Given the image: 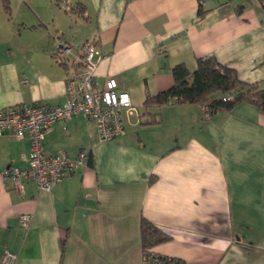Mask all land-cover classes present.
<instances>
[{"label": "crops", "instance_id": "obj_1", "mask_svg": "<svg viewBox=\"0 0 264 264\" xmlns=\"http://www.w3.org/2000/svg\"><path fill=\"white\" fill-rule=\"evenodd\" d=\"M30 23L0 21V109L66 99L73 68L58 43L93 41L96 81L129 95L123 133L101 141L82 115L45 134L47 155L83 167L49 192L5 181L25 168L28 138L0 136V258L14 264H143L140 222L169 240L154 254L183 264H264V116L247 103L204 115L197 104L144 109L173 85L171 69L212 57L264 90V3L257 0H30ZM239 7L243 9L237 11ZM198 11L203 12L198 16ZM153 181L150 182V179ZM30 217L27 227L20 224Z\"/></svg>", "mask_w": 264, "mask_h": 264}, {"label": "built area", "instance_id": "obj_2", "mask_svg": "<svg viewBox=\"0 0 264 264\" xmlns=\"http://www.w3.org/2000/svg\"><path fill=\"white\" fill-rule=\"evenodd\" d=\"M99 55L93 41H86L78 49L60 41L54 49V57L58 63L69 62L73 68L72 74L64 81V103L57 106L35 103L0 109V136L10 134L18 139L28 138L30 142L27 166L5 168L2 172L5 181H12L16 185L21 180L32 181L41 191L49 192L64 177L85 166L88 161L86 152L70 158L64 154L47 155L43 150L46 132L53 125H63L75 116H84L101 141H110L122 135V112L132 110V104L126 92L116 90L117 84L113 78L107 79L102 89L98 88L95 71ZM180 103L172 99L168 105ZM202 111H206L205 106H202ZM29 221L27 215L20 218L23 227H27ZM16 258L15 253L5 252L0 264H14ZM170 260L149 252L143 264H169Z\"/></svg>", "mask_w": 264, "mask_h": 264}, {"label": "trees", "instance_id": "obj_3", "mask_svg": "<svg viewBox=\"0 0 264 264\" xmlns=\"http://www.w3.org/2000/svg\"><path fill=\"white\" fill-rule=\"evenodd\" d=\"M58 2V0H55ZM264 3V0H257ZM10 0H1V5L9 13ZM243 8L239 7L237 11ZM203 12L198 11V16ZM173 85L155 96H147L144 109L157 108L167 105L172 99L181 101L180 104H197L206 107L204 115L211 117L218 112H230L237 105L247 103L254 106L264 116V90L255 83L242 82L235 70L220 64L212 57L196 60V69L188 71L184 64L171 69ZM88 161L89 154L87 153ZM87 161V162H88ZM153 178L150 179V182ZM140 243L143 260L151 248L169 240V237L149 221L140 222ZM169 264H183L172 259Z\"/></svg>", "mask_w": 264, "mask_h": 264}, {"label": "rangeland", "instance_id": "obj_4", "mask_svg": "<svg viewBox=\"0 0 264 264\" xmlns=\"http://www.w3.org/2000/svg\"><path fill=\"white\" fill-rule=\"evenodd\" d=\"M30 0H10L9 7L11 10V17L17 21L30 23L32 21V15L28 12ZM4 20L7 24L8 17L0 9V21Z\"/></svg>", "mask_w": 264, "mask_h": 264}]
</instances>
